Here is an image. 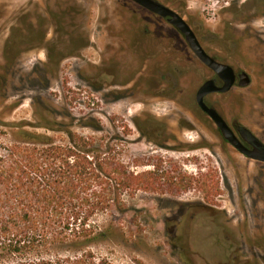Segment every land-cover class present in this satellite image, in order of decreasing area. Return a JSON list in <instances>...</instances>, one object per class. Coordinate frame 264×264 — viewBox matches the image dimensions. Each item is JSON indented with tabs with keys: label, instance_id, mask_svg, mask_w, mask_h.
I'll use <instances>...</instances> for the list:
<instances>
[{
	"label": "rangeland",
	"instance_id": "1",
	"mask_svg": "<svg viewBox=\"0 0 264 264\" xmlns=\"http://www.w3.org/2000/svg\"><path fill=\"white\" fill-rule=\"evenodd\" d=\"M158 1L176 10L190 25L206 30L207 40L219 45L222 55L238 70L251 75L249 88L234 89L222 103L232 119L264 143V0ZM69 8L80 11L76 25L72 21L76 12L72 11L65 21L52 16ZM140 11L129 0H0V130L10 132V124L22 122L43 124L37 115L49 111L57 114L60 121L68 118L66 122L71 123L72 129L85 136L121 131V148L126 149L124 161L139 164L135 170L140 173L152 171L164 179L148 193L141 191L135 199L128 200L127 207L136 212L121 217L125 233L121 247L103 245L96 251L117 264H229V250L224 251L218 244L216 248L220 232L214 217L202 207L223 214L228 226L223 235L229 238L232 228L228 220L238 205L242 207L236 191L241 183L250 186L249 181L264 172V165L247 160L215 137L210 139L209 128L202 124L193 123L196 132L183 131L176 123L181 109L170 105H157L153 110L158 119L168 114L171 120L166 136L173 141L159 146L142 138L134 124L140 113L135 100L122 99L121 89L111 85L99 92L86 80V76L95 74L92 64L107 65L113 73L125 62L133 67L140 57L130 56L122 49L126 44L132 52L137 39L143 36L142 30L136 29L137 17H146ZM49 19L54 22L49 39L54 38L56 29L64 41L66 27L71 30L79 26L88 32L96 51L92 54V49L85 58L65 62L57 81L44 68L47 53L42 48L24 53L14 66L7 63L5 53L11 28L27 30L30 25L42 26ZM61 22L66 23L65 29ZM127 78L120 71L116 79L121 82ZM196 78L187 76L183 82ZM103 80L110 83L113 79ZM185 104L190 105V101ZM125 127L131 130L129 135L123 134ZM93 128L102 132L97 134ZM11 141L9 134L0 135V144ZM171 178L174 185L168 183ZM181 178L184 179L179 184Z\"/></svg>",
	"mask_w": 264,
	"mask_h": 264
},
{
	"label": "trees",
	"instance_id": "2",
	"mask_svg": "<svg viewBox=\"0 0 264 264\" xmlns=\"http://www.w3.org/2000/svg\"><path fill=\"white\" fill-rule=\"evenodd\" d=\"M59 119L48 111L43 124L0 130L12 137L0 144V264H117L96 249L121 247L128 200L164 179L124 161L121 131L85 136Z\"/></svg>",
	"mask_w": 264,
	"mask_h": 264
},
{
	"label": "flooded vegetation",
	"instance_id": "3",
	"mask_svg": "<svg viewBox=\"0 0 264 264\" xmlns=\"http://www.w3.org/2000/svg\"><path fill=\"white\" fill-rule=\"evenodd\" d=\"M129 1L142 10L140 14L144 13L146 15V17H141V15L137 17L136 26V29L142 30L144 37L140 36L137 39L134 47L131 48L132 52H129L130 49H126V44L123 46L122 52L126 51L130 56H139L140 58L133 63L134 65H131L132 68L126 64L127 62L120 67V70L114 68L115 73L111 72L107 65L100 67L92 64L91 68L95 71V74L90 77L86 76L91 88L102 92L105 91L104 87L106 85H111L121 89L119 90V96L122 99L133 98L140 110L134 121L140 137L149 139L159 146H166L173 141L166 136L171 119L167 118L168 114L165 118L158 119V115L155 116L153 109H156L157 105H170V108L181 109V114H178L176 123L179 127L182 126L183 131L196 132V126L193 123L202 124L205 128H209L210 139L215 137L247 160L264 165L262 162L249 159L234 148L225 139L213 117L205 112L197 101L198 93L205 84L212 82L215 87L222 88L225 85L222 78L199 59L191 49L185 35L171 23V17H163L145 9L132 0ZM162 4L179 14L189 24L201 47L211 59L220 65H226L234 69L236 80L233 88L227 93L214 92L207 94L204 97V103L227 123L247 149L253 150L254 147L250 140L245 137V133L248 134L247 131H250L257 139L260 141L261 139L249 128L232 119L222 103V99L230 97L234 89L249 88L253 81L251 75L246 71L238 70L228 57H224L220 46L211 44L207 40L206 30L195 28L176 10L164 3ZM72 11L76 12L75 18L72 17V21H75L76 25V20L80 17V11L75 10V8L66 9L61 14H53L56 18L65 21ZM52 21L50 19L49 21L44 20L42 26H34V28H31L30 25L27 30L19 26L11 28L7 44H11L12 39H15V42L8 48V52L6 51L7 63L14 66L24 53L42 48L47 53V61L43 64L44 68L57 81L62 72L61 67L65 62L85 58L86 54L92 49L94 52L91 53H96L88 32L79 26H73L71 30L66 27L67 35L64 41L61 40L59 32L56 33L58 31L56 29L54 38L49 39V31L54 25ZM47 24H51V26L47 27ZM61 24L65 29L66 23L61 22ZM134 24L136 25L135 22ZM56 25L55 23V27H57ZM25 45L29 46L24 49L23 46ZM123 60L126 59L123 58ZM116 70H118V75ZM120 71L121 74L125 72L128 75L127 80H121L120 82L116 79L119 78ZM243 73H246L250 78V84L245 88L240 87ZM79 74L82 75L81 72ZM187 76L197 78L193 82L185 83L183 80ZM106 78L113 79L110 82L111 84L103 80ZM94 83H98L100 86L95 87ZM186 101H190V105L185 104ZM68 114L72 115L69 112ZM188 114L193 122L188 118ZM249 183L250 186L248 183H241L243 185L238 187L236 191V197L242 207L238 205L235 215L231 220H228L232 228V234L229 238H224L223 235L227 232L228 227L223 214L202 207L204 211L213 214L210 215L214 217L213 222L218 232H220L215 241L216 248L218 244L224 251L225 249L229 250V264H264V172H259ZM211 207L217 208V206ZM192 219L195 220V216Z\"/></svg>",
	"mask_w": 264,
	"mask_h": 264
},
{
	"label": "water",
	"instance_id": "4",
	"mask_svg": "<svg viewBox=\"0 0 264 264\" xmlns=\"http://www.w3.org/2000/svg\"><path fill=\"white\" fill-rule=\"evenodd\" d=\"M132 1L158 15H161L163 17H171V23L185 35L191 49L196 53L199 59H201L207 66L212 68L222 78L225 83L222 88L215 87L212 82L205 84L198 93L197 101L202 109L211 117H213L214 121L222 131L225 139L229 141L234 148H236L241 154L245 155L249 159L264 163V144L254 135H252L250 131H247L248 134L245 133V137L250 140L251 144L254 147L253 150L247 149L233 133L227 123L214 110L209 109L204 103V97L207 94L214 92L227 93L233 88L236 80L234 69L226 65H220L213 59H211L201 47L196 35L192 31L189 24L179 14L170 10L157 0ZM241 78L242 80L240 83V87H247L250 84L249 76L246 73H243Z\"/></svg>",
	"mask_w": 264,
	"mask_h": 264
}]
</instances>
